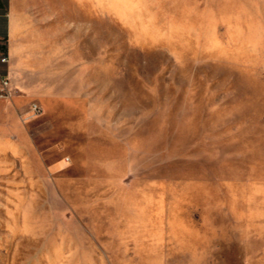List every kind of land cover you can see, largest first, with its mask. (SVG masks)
<instances>
[{
	"label": "rangeland",
	"instance_id": "obj_1",
	"mask_svg": "<svg viewBox=\"0 0 264 264\" xmlns=\"http://www.w3.org/2000/svg\"><path fill=\"white\" fill-rule=\"evenodd\" d=\"M66 5L73 68L0 131V264H264V0Z\"/></svg>",
	"mask_w": 264,
	"mask_h": 264
},
{
	"label": "crops",
	"instance_id": "obj_2",
	"mask_svg": "<svg viewBox=\"0 0 264 264\" xmlns=\"http://www.w3.org/2000/svg\"><path fill=\"white\" fill-rule=\"evenodd\" d=\"M66 1L0 0V56L8 57L7 64H0V73L25 95L0 100V131L21 98H47L43 77L51 75V68H67L68 59L73 68L74 18ZM12 146L1 134L0 154L9 153Z\"/></svg>",
	"mask_w": 264,
	"mask_h": 264
},
{
	"label": "built area",
	"instance_id": "obj_3",
	"mask_svg": "<svg viewBox=\"0 0 264 264\" xmlns=\"http://www.w3.org/2000/svg\"><path fill=\"white\" fill-rule=\"evenodd\" d=\"M8 57L0 56V64H7ZM16 90L12 88L9 78L0 73V100H10L15 96ZM34 113H38L39 109L34 106L32 108Z\"/></svg>",
	"mask_w": 264,
	"mask_h": 264
}]
</instances>
